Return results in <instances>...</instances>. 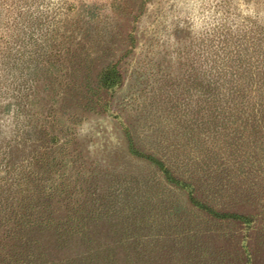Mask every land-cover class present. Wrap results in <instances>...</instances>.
I'll return each instance as SVG.
<instances>
[{"label":"rangeland","instance_id":"374dc122","mask_svg":"<svg viewBox=\"0 0 264 264\" xmlns=\"http://www.w3.org/2000/svg\"><path fill=\"white\" fill-rule=\"evenodd\" d=\"M114 1L0 0V175L7 160L36 169L42 154L64 153V196H76L90 214L83 230L69 232L66 208L53 200L61 223L35 225L31 249L4 264H264L261 202L219 180L209 189V171L224 162H204L202 144L204 70L227 78L237 66H264V0ZM41 12L48 26L55 22L66 66L56 84L26 61L28 30ZM110 62L122 85L99 92L106 107L85 106L83 76L89 71L93 84ZM52 116L58 122L46 133L59 143L46 152L49 135L39 123ZM128 135L165 158L198 198L253 214V228L193 207L185 191L130 152Z\"/></svg>","mask_w":264,"mask_h":264},{"label":"trees","instance_id":"16d2710c","mask_svg":"<svg viewBox=\"0 0 264 264\" xmlns=\"http://www.w3.org/2000/svg\"><path fill=\"white\" fill-rule=\"evenodd\" d=\"M72 9V4L66 6L67 11ZM46 19L43 12L34 16L33 28L28 30L29 41H26V46L32 44V48L26 51V61L27 64H34L35 72H45L52 78L50 82L56 84L57 73L62 75L61 66L64 62L56 36L58 32L54 26L55 22L48 26ZM64 68L66 69L65 65ZM90 76L88 71L82 78V84L86 87L83 94L84 105L92 107L93 102L99 104L101 101L106 107L107 100L102 99L99 92L106 89L110 93L122 85L117 62L103 66L97 72L93 84ZM29 103L35 106V102L28 100ZM49 116L51 117L48 114L47 118ZM56 119L53 116L50 120L46 119L48 125L46 122L39 123L41 132L49 135L46 140L49 146L46 152L54 151L52 145L59 143L56 134L46 133L48 127L58 122ZM121 125L126 133L130 134L128 126L123 123ZM128 137L130 152L148 160L156 172L163 174L165 185H173L185 191L193 207L206 211L213 218L230 217L244 223L248 228H253L256 223L253 214L217 210L207 200L195 196V189L190 181L175 175L164 163L165 158L137 147L129 135ZM202 144L204 162H208L207 159L224 162L209 171V189L217 188L219 180L222 187L244 194V199L251 197L261 202V210H264V66H237L227 78H222L219 70H212V67L204 70ZM57 149L61 150L60 147ZM67 161L69 158L64 153L63 156L48 158L42 154L36 159L39 164L37 170L29 164L11 165L8 160L2 167L4 174L0 175V264L17 263L20 257L26 255L24 251L31 249L28 242H33V235L29 234L35 225L48 227L60 222L55 221L52 216L53 200L61 206L64 204L66 208V220L61 222L68 225V231L83 230V220L90 217L89 212L85 210L86 206H80L78 199L72 194L64 196L69 184H66V178H63L65 172L62 162ZM213 172L214 175L211 174ZM219 189L226 190L221 187ZM82 261L78 264H86Z\"/></svg>","mask_w":264,"mask_h":264}]
</instances>
